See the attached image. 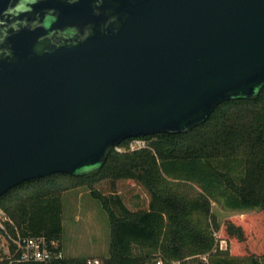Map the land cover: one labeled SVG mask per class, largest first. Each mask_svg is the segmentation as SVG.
Here are the masks:
<instances>
[{"label":"water","instance_id":"1","mask_svg":"<svg viewBox=\"0 0 264 264\" xmlns=\"http://www.w3.org/2000/svg\"><path fill=\"white\" fill-rule=\"evenodd\" d=\"M19 3L0 0V197L97 168L127 138L188 131L264 85V0Z\"/></svg>","mask_w":264,"mask_h":264},{"label":"trees","instance_id":"2","mask_svg":"<svg viewBox=\"0 0 264 264\" xmlns=\"http://www.w3.org/2000/svg\"><path fill=\"white\" fill-rule=\"evenodd\" d=\"M140 137L147 139L146 147L126 150L127 138L119 144L122 150L113 148L97 168L40 176L8 190L0 197L6 233L60 240L62 192L87 185L110 222L108 255L100 264H155L157 259L264 264V85L251 97L222 101L188 131ZM126 180L138 184L144 197L139 191L132 202L119 192L118 183ZM196 183L200 190L187 194ZM214 204L249 213L230 216L221 226ZM220 229L225 248L216 237ZM257 231L262 248L247 251ZM86 259L63 257L50 264H85ZM0 264L43 263L3 259Z\"/></svg>","mask_w":264,"mask_h":264},{"label":"rangeland","instance_id":"3","mask_svg":"<svg viewBox=\"0 0 264 264\" xmlns=\"http://www.w3.org/2000/svg\"><path fill=\"white\" fill-rule=\"evenodd\" d=\"M137 185L133 181L126 180L119 182L117 189L119 192L126 194L128 200L137 202L138 199L134 197L135 193L140 191L139 195L144 197ZM199 190L200 187L197 183L186 188L187 194L191 196ZM61 200L62 232L60 244L64 257H86L101 260L107 256L111 238L109 217L100 201L92 195L90 188L87 185H82L67 189L62 192ZM213 210L221 226L230 216L249 213L228 209L219 204H214ZM247 222L250 221L247 220ZM3 225L5 226L4 221ZM260 226L261 224H258L257 228H260ZM216 237H218L220 245V240H224L222 243L223 248L229 246L221 229L216 233ZM249 245L251 249H246L247 251H259L262 248L260 231H257V234L249 239Z\"/></svg>","mask_w":264,"mask_h":264},{"label":"built area","instance_id":"4","mask_svg":"<svg viewBox=\"0 0 264 264\" xmlns=\"http://www.w3.org/2000/svg\"><path fill=\"white\" fill-rule=\"evenodd\" d=\"M147 146V139L143 137H131L125 145L126 150L133 151ZM122 146L114 147L116 151H121ZM8 220L7 215L0 209V261L7 259L11 261L20 262H40L43 264H50L56 259L64 257L61 248L60 240L56 238H49L46 235H20L16 232L15 236L7 234L4 220ZM218 238V237H217ZM224 240H220L219 247L223 248ZM204 260L205 257L203 256ZM85 264H100L97 258H87ZM155 264H171L164 263L161 259H157Z\"/></svg>","mask_w":264,"mask_h":264},{"label":"clouds","instance_id":"5","mask_svg":"<svg viewBox=\"0 0 264 264\" xmlns=\"http://www.w3.org/2000/svg\"><path fill=\"white\" fill-rule=\"evenodd\" d=\"M36 2H37V0H20V3L17 5V7H19V8L27 7L30 10L31 5L36 3ZM14 11H15V8L10 7V8L5 10L4 14L7 16H11V15H13ZM55 19H56L55 16H53L51 13H49L46 15L45 19L43 20L42 25L47 28L55 21ZM0 23H3V22H0ZM34 23H39V22H34ZM12 26L14 28L17 27V25H15V24H13ZM75 31H76L75 28H69L67 30L66 34L71 35V34H74Z\"/></svg>","mask_w":264,"mask_h":264},{"label":"flooded vegetation","instance_id":"6","mask_svg":"<svg viewBox=\"0 0 264 264\" xmlns=\"http://www.w3.org/2000/svg\"><path fill=\"white\" fill-rule=\"evenodd\" d=\"M47 14H49V12H47V13H44L43 20L45 19V17H46V15H47Z\"/></svg>","mask_w":264,"mask_h":264}]
</instances>
